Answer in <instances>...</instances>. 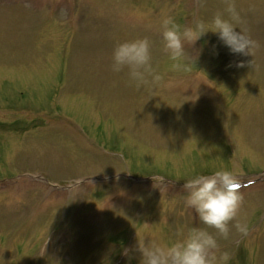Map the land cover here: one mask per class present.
Wrapping results in <instances>:
<instances>
[{
    "label": "rangeland",
    "instance_id": "rangeland-1",
    "mask_svg": "<svg viewBox=\"0 0 264 264\" xmlns=\"http://www.w3.org/2000/svg\"><path fill=\"white\" fill-rule=\"evenodd\" d=\"M227 2L0 0V264H140L138 240L165 244L192 226L216 235L182 185L219 169L258 181L238 189L247 234L229 221L214 252L264 264V0H234L252 57L211 31L185 44L198 56L186 69L162 51V10L191 25ZM141 37L160 79L137 87L111 54ZM115 174L162 180L94 181Z\"/></svg>",
    "mask_w": 264,
    "mask_h": 264
},
{
    "label": "clouds",
    "instance_id": "clouds-1",
    "mask_svg": "<svg viewBox=\"0 0 264 264\" xmlns=\"http://www.w3.org/2000/svg\"><path fill=\"white\" fill-rule=\"evenodd\" d=\"M241 21L234 0H228L226 8L215 12L210 20L197 19L191 25L178 24L173 15L162 10V51L173 62V68L186 69L193 58L196 63L198 56L189 55L185 44L192 45L211 31L231 53L252 57L259 45L246 29L238 27ZM251 62L252 59L250 65ZM111 70L116 73L126 70L129 82L137 87L155 84L160 79L146 37L117 42L111 54ZM182 188L185 207L194 211L199 222L214 228L216 235L207 228L192 226L182 238L165 244L138 240L136 250L141 254L140 264H225L228 253L217 257L214 252L218 247L217 236H229V221H234L239 233L248 232L247 224L235 219L243 202L236 178L230 171L219 169L208 175L194 174L185 178Z\"/></svg>",
    "mask_w": 264,
    "mask_h": 264
},
{
    "label": "water",
    "instance_id": "water-1",
    "mask_svg": "<svg viewBox=\"0 0 264 264\" xmlns=\"http://www.w3.org/2000/svg\"><path fill=\"white\" fill-rule=\"evenodd\" d=\"M96 180V179H95Z\"/></svg>",
    "mask_w": 264,
    "mask_h": 264
}]
</instances>
